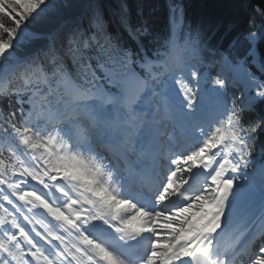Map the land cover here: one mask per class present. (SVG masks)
<instances>
[{
	"label": "snow or ice",
	"instance_id": "obj_1",
	"mask_svg": "<svg viewBox=\"0 0 264 264\" xmlns=\"http://www.w3.org/2000/svg\"><path fill=\"white\" fill-rule=\"evenodd\" d=\"M238 6L224 47L185 0L115 32L0 0V264H264V0Z\"/></svg>",
	"mask_w": 264,
	"mask_h": 264
},
{
	"label": "trees",
	"instance_id": "obj_2",
	"mask_svg": "<svg viewBox=\"0 0 264 264\" xmlns=\"http://www.w3.org/2000/svg\"><path fill=\"white\" fill-rule=\"evenodd\" d=\"M104 9L105 18L108 21L109 31L119 30L116 23L117 14L121 5H126L131 17L137 18L138 10H143L146 16L157 30H163L167 25L168 0H99ZM187 15L193 21H202L210 29H218L216 40L225 35L226 29H230L225 36L223 46L237 33L244 30L248 9H241L238 0H185ZM215 42V41H214ZM37 42L33 48L40 46ZM261 54L264 55V44L260 46Z\"/></svg>",
	"mask_w": 264,
	"mask_h": 264
}]
</instances>
